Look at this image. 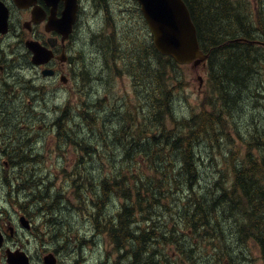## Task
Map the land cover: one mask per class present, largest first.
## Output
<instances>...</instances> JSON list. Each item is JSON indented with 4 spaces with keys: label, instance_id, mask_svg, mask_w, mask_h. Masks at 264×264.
Returning <instances> with one entry per match:
<instances>
[{
    "label": "trees",
    "instance_id": "16d2710c",
    "mask_svg": "<svg viewBox=\"0 0 264 264\" xmlns=\"http://www.w3.org/2000/svg\"><path fill=\"white\" fill-rule=\"evenodd\" d=\"M183 1L200 48L208 55L205 82L210 85L214 112L201 111L190 118L174 113V93L186 81L182 66L161 56L147 33L139 39L138 50L115 29L109 36L98 34L95 42L101 46L96 47L106 71L97 79L120 77L118 63L123 64L136 90V105L124 99L100 120L96 108L102 100L84 102L77 115L64 107L48 127L62 141L58 151L73 147L76 153L70 170L61 169V193H68L75 208L60 195L61 189H53L55 177L41 176V154L26 152L25 143L17 138L19 151L2 153L10 161L11 175L4 174L9 201L22 196V208H28L23 212L30 218L43 211L45 203H66L68 213L72 208L85 214L93 227L72 231L74 244L80 248L92 242L87 238L91 230L95 240L105 236L119 253L117 264H264V138L258 137L264 132L254 124L257 154L247 147L242 161L239 152L223 143L227 121L233 114H244L241 105L257 88L253 81L264 69V53L258 49L264 47L256 45L257 40L264 42V0L255 4ZM131 3L146 29L136 0ZM124 47L132 49L124 53ZM80 52L70 61L84 63ZM76 71L71 73L77 82L91 79L85 71ZM14 125L15 134L28 132L27 127ZM206 144L208 151L201 148ZM206 162L208 174L201 169ZM59 210L48 209L46 218L54 221L57 233H63L62 222L69 223L73 217L72 212L65 215ZM99 264H112V260Z\"/></svg>",
    "mask_w": 264,
    "mask_h": 264
},
{
    "label": "rangeland",
    "instance_id": "374dc122",
    "mask_svg": "<svg viewBox=\"0 0 264 264\" xmlns=\"http://www.w3.org/2000/svg\"><path fill=\"white\" fill-rule=\"evenodd\" d=\"M249 1L252 2V4L256 2V0ZM105 8H107V11ZM139 23L138 14L131 0H106L103 4L99 2V0H84L81 23L72 39L70 46L72 50L70 51V55H74L75 58L77 51H81L80 53L82 54L80 56L84 63L81 61L83 63L82 66L80 65L81 62L79 66H76V72L85 71L89 74L91 79L87 82L81 81L80 78L77 82L75 76L72 77V73L69 72L67 65L63 68V74L64 77L67 78V82L62 84L58 78H42L41 73L39 74L35 68H32L30 62L26 63L27 60L24 56H10V58L6 56L5 60H13L12 63H6L11 65L6 74L8 82L13 83L12 89L16 94V99L13 102L12 100H14V97L11 96L5 101L0 100V106L3 105L4 111L10 108V105L14 108L12 109L11 107L12 110H17L15 112V119L22 121L23 123L20 122V125L27 127L28 134H31V136H29L21 133L18 135L19 137H31V139H33L32 137L36 136L37 140L40 138L38 144L36 143L34 146L36 149L34 154L36 155L38 152L42 157L39 170L41 176L49 175L56 178L54 180L53 189H61L64 178L61 169H63V171H69V163H71L76 156L73 147L64 148L61 152H58L57 147L62 145V141L60 142L58 139L57 133L55 134V132L48 131V127H51L56 118L61 115L63 108H68L69 112H74V114L77 115V108H82L84 102L87 104H94L97 100L98 102L102 100L101 105L96 108L100 110L97 118L101 120L105 117V114L108 115L110 111L114 107H117L124 99L136 105V90L132 84L131 76L127 74V69L123 64L118 63V69L121 70L120 77H115L111 80L97 79V75L102 72V70L103 74H105L106 69L105 60L100 57V50L96 47H99V45L101 46V42L98 41L96 43L95 36L102 34L101 32L109 36L115 29L121 38H125L126 42L129 41L128 43L130 44L128 45L130 47H132L131 44H134L133 47L138 50L142 47L139 39L142 40L145 34L142 25ZM8 45V43H5V48L3 49L9 54L11 50H9ZM130 47H124L127 48L124 49V53L133 48ZM258 49L264 53V50ZM96 60L98 61L96 62L97 64L94 62ZM2 65H5V63ZM129 70L132 71L131 68H129ZM181 73H184L186 81H184V84L174 93V113L179 118H190L193 115H198L201 111H206L208 113L214 112L211 107L212 94L209 88L210 85L205 82L206 68L203 66L194 68L191 66H183ZM253 84L257 85V88L248 95L249 98L245 97L247 100H244V104L241 105V112L243 111L244 114L238 115L236 113L232 115L233 119L227 121V136L224 135L225 137L223 139V143L229 145L233 151L239 152V161H242L241 159L244 157L245 152H247V147L252 150L251 152L254 155L257 154L254 149L256 144L253 140V136L255 138L257 137L253 131L254 124H256L255 127L258 131L261 130L262 133L264 132V69L262 72L259 71V75L256 76ZM37 88L39 90H37ZM214 98L215 97H213V99ZM21 100H23L22 103L20 102ZM28 106L30 111L26 108ZM8 111L9 110H6V112ZM6 112H1L0 110V114ZM6 115L7 114H3V119H5V121L2 124L6 125V130H13L14 126L8 123ZM109 120H111V117H109ZM32 126H34V128ZM235 132H238L239 135L237 136ZM80 134L82 136V131ZM258 137L262 140L264 138L263 135H259ZM207 144L203 145L201 148L208 151L209 144ZM1 156L4 157L5 161H8L6 157L0 153V157ZM106 157H108L107 154H105L104 161ZM98 162H100L99 159ZM37 165L38 164H36V166ZM204 165V167H201L204 174L211 172L207 162ZM0 168V224L2 225L5 224V219L9 216L6 211H8L10 216L15 220V213H17V211H27L28 208H22L25 202L22 196L14 202L9 201L11 198L8 196V189L4 184L3 175L5 173L3 172V166L1 165ZM36 170L38 172L37 168ZM63 191L64 190L61 189L59 192L60 195L64 194L61 193ZM65 194L67 196L65 199L68 203L69 195L68 193ZM69 199L70 205L75 208L73 199ZM59 204L60 203H54L52 205L51 203L43 204V211L40 210L32 216L33 221H31V230L28 232L25 230L18 231L19 237L21 235V240L13 248H20L25 251L31 258L32 264H43V256L48 252L54 251H56L58 255V264H97L99 262L104 263L105 260L109 258L112 260V264H117L119 253L112 249L105 236H99L95 240L92 237L94 234L91 230L87 238L89 241L92 240V242H95L94 244L90 242L80 248L74 244L76 239L72 231L78 229L82 232L83 230H89V227L90 229L93 227L92 222H86L84 218L85 214H82L76 209L74 210L71 208L70 212H72V217L74 218H70L72 220L71 222H62L63 233H57L55 231L56 225L53 223L54 221L46 218L48 209L54 212V210L59 207L61 213L71 215L64 206L66 203H64V205ZM54 206H56V208H54ZM31 209L33 212L37 211L35 207H31ZM28 219L30 220V218ZM70 226L74 229L70 230ZM79 231L76 232L78 236L80 233ZM253 252L254 255L257 256L255 248H253ZM80 256H82L83 259H81ZM0 264H5V257L1 252ZM118 264H120V262Z\"/></svg>",
    "mask_w": 264,
    "mask_h": 264
},
{
    "label": "flooded vegetation",
    "instance_id": "af4514ba",
    "mask_svg": "<svg viewBox=\"0 0 264 264\" xmlns=\"http://www.w3.org/2000/svg\"><path fill=\"white\" fill-rule=\"evenodd\" d=\"M78 2V13L76 22L73 26V32L68 36V39L63 41L62 34H59L56 31H46L45 26L49 17L51 16V7L48 6L46 1L44 0H0V4L2 5L1 8L6 9L7 12V20H6V32L1 31L0 27V100H6L11 96L16 99V94L14 93L12 87L13 83L8 82V77L6 72L8 73L9 68L11 65L6 63H12V59L10 61L5 60L6 56H24L29 57L31 59L32 53L29 51L27 44L31 41L38 42L42 47L49 48L52 50L53 57L49 60V62L42 66H31L35 68L36 71L40 74L43 78V71L48 70L51 71L48 76L44 77L47 79H56L58 78L62 83L65 81L63 68L67 65L69 68V72L77 70L76 66H79V61L73 60L70 61L71 57L70 48L72 39L74 37L75 32L77 31L79 24L81 23V14L83 13V3L84 0H77ZM40 8L43 14V21L40 23H35L34 19H37V16L33 14L34 8ZM63 10V2L59 1L57 4V10L55 16L57 18L61 17V13ZM40 16V13H39ZM8 43V48L11 52L8 54L5 51L4 45ZM5 65H2L4 64ZM8 65V66H7ZM10 66V67H9ZM64 84V83H62ZM2 86V87H1ZM13 102L15 100H12ZM7 104V103H6ZM13 106L10 105L9 110L6 112L4 111L3 105L0 106L1 112H6L8 123L13 125L20 124L18 120L15 119V112L17 110H12ZM2 115V114H0ZM5 119H3V115L0 116V153L6 152H18L19 151V144L17 142V138L21 143H25L26 152L35 153V144H38V138L33 136L31 139H22L19 137L22 132L17 131L16 134L13 130H6L4 123ZM25 121V120H24ZM28 134V132L26 133ZM36 141V142H35ZM58 158V157H57ZM8 159V158H7ZM20 162V161H19ZM36 163V162H35ZM10 161H5L4 157H0V166L3 165L4 170L7 175H10ZM18 166H22L20 163H17ZM9 166V167H8ZM7 168V170H6ZM1 170V168H0ZM64 197V196H63ZM9 216L5 219V224H0V233L2 234L4 246L0 249V252H5V249H20V248H13L19 241L21 240L19 237V230H23L20 226V217L24 216L28 220V216H26L23 211H17L15 213V220L10 213L6 211ZM29 221V220H28ZM30 222V221H29ZM24 231V230H23ZM12 245V246H11ZM57 257V252H53ZM29 257V256H28ZM30 258V257H29ZM31 261V258L29 259Z\"/></svg>",
    "mask_w": 264,
    "mask_h": 264
},
{
    "label": "water",
    "instance_id": "95a60500",
    "mask_svg": "<svg viewBox=\"0 0 264 264\" xmlns=\"http://www.w3.org/2000/svg\"><path fill=\"white\" fill-rule=\"evenodd\" d=\"M51 7V16L46 23V31H56L62 34L63 40L72 33L78 11L77 0H44ZM63 2L61 17L55 16L57 4ZM140 11L146 21L153 39V45L157 52L163 56L171 57L179 65L198 66L207 59L199 46L196 28L190 18L188 9L182 0H137ZM0 4V27L6 32V9ZM40 13V16H39ZM35 23L43 21L44 12L40 8H34ZM32 53L31 61L34 65L46 64L53 56L52 51L42 47L38 42L31 41L27 44ZM51 71H43V75ZM23 220V219H21ZM26 228L28 224L22 222ZM2 238L0 236V247ZM8 264H29L27 255L22 251H6ZM44 264H56L52 254L44 257Z\"/></svg>",
    "mask_w": 264,
    "mask_h": 264
},
{
    "label": "bare ground",
    "instance_id": "6f19581e",
    "mask_svg": "<svg viewBox=\"0 0 264 264\" xmlns=\"http://www.w3.org/2000/svg\"><path fill=\"white\" fill-rule=\"evenodd\" d=\"M12 71V70H11ZM136 84V83H135ZM154 84V83H153ZM2 87V86H1ZM31 93V92H30ZM146 99V98H145ZM15 100V99H14ZM5 101V100H4ZM65 104V103H64ZM14 109V108H13ZM87 110V109H86ZM151 110V109H150ZM74 113V112H73ZM76 118V117H75ZM44 119V118H43ZM84 126V125H83ZM46 131V130H45ZM53 132V131H52ZM98 137V136H97ZM36 142V141H35ZM13 152V151H12ZM42 152V151H41ZM93 154V153H92ZM130 160V159H129ZM32 164V163H31ZM1 167V166H0ZM164 170V169H163ZM37 172V171H36ZM51 173V172H50ZM11 175V174H10ZM177 177V176H176ZM11 180V179H10ZM47 184V183H46ZM31 187V186H30ZM40 187V186H39ZM14 190V189H13ZM163 193V192H162ZM114 198V197H112ZM118 204V203H117ZM78 244V243H77ZM70 245V244H69ZM69 255V254H68Z\"/></svg>",
    "mask_w": 264,
    "mask_h": 264
}]
</instances>
